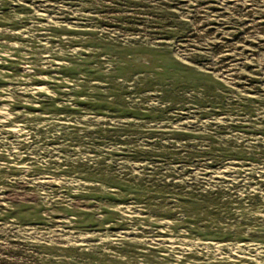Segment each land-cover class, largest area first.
I'll use <instances>...</instances> for the list:
<instances>
[{
    "label": "rangeland",
    "instance_id": "374dc122",
    "mask_svg": "<svg viewBox=\"0 0 264 264\" xmlns=\"http://www.w3.org/2000/svg\"><path fill=\"white\" fill-rule=\"evenodd\" d=\"M149 1L0 0V264H264V0Z\"/></svg>",
    "mask_w": 264,
    "mask_h": 264
},
{
    "label": "trees",
    "instance_id": "16d2710c",
    "mask_svg": "<svg viewBox=\"0 0 264 264\" xmlns=\"http://www.w3.org/2000/svg\"><path fill=\"white\" fill-rule=\"evenodd\" d=\"M125 1L123 3V6H126L129 10V13H132V14H137V15H144L146 14L147 16H149L151 18L150 22H152L153 24V27H156L157 29L160 28V26H157L156 23H160V21H155V19L157 20H160L163 16H165V18H167L166 16H169V11L166 10V6L165 4L163 3V6L159 7L157 9V14L155 13H152L154 12L152 9L148 8L149 7V0H123ZM134 4L133 5H131ZM135 8V9H134ZM122 23L123 24H127V23H133L132 20H124L122 19Z\"/></svg>",
    "mask_w": 264,
    "mask_h": 264
}]
</instances>
